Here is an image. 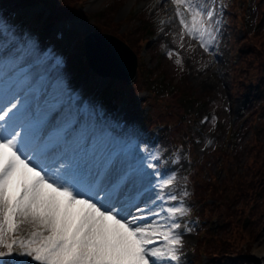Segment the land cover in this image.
Returning a JSON list of instances; mask_svg holds the SVG:
<instances>
[{
  "label": "snow or ice",
  "instance_id": "snow-or-ice-1",
  "mask_svg": "<svg viewBox=\"0 0 264 264\" xmlns=\"http://www.w3.org/2000/svg\"><path fill=\"white\" fill-rule=\"evenodd\" d=\"M176 17L182 29L197 39L205 51L212 36L211 21L214 13H206L193 0H172ZM183 10V11H182ZM183 13H188L186 21ZM208 37V41L205 37ZM179 63V60H177ZM16 104L0 107V122L6 120ZM0 125V128H3ZM20 133L5 137L0 132V264L2 258L28 257L35 264H157V261H178L177 249L181 238L175 230L180 223L161 225L156 221L139 223L146 219L139 206L143 195L160 187L137 188L141 170L124 169L114 180L108 179L110 167L106 164L95 171L81 172L86 177L88 196L77 187V182L67 179L79 165L69 158L62 175L50 178L49 173L26 158ZM149 168L154 167L149 164ZM158 175V174H157ZM172 179L163 182L169 187ZM157 191L151 203L163 200ZM176 200V195H168ZM147 204H145V208ZM167 211L169 219L186 214L183 206H172ZM149 214L159 217L154 209ZM22 226L29 231L25 237L18 235ZM166 229V230H162ZM150 245H161L149 247ZM14 249H19L14 253ZM20 264H28L22 261Z\"/></svg>",
  "mask_w": 264,
  "mask_h": 264
},
{
  "label": "rangeland",
  "instance_id": "rangeland-1",
  "mask_svg": "<svg viewBox=\"0 0 264 264\" xmlns=\"http://www.w3.org/2000/svg\"><path fill=\"white\" fill-rule=\"evenodd\" d=\"M35 2V0H30ZM97 4L93 8H88L85 13L87 14V17L85 18L86 22L83 25V28L80 30H74L69 36L68 41L70 43H73L72 49L68 51L67 53V59L65 62V67L55 76V81L53 86L51 87V90L49 92V95L47 96V99H55V105L51 108L50 113L46 114V116L50 115H56L57 112H59L58 109L63 106L64 103L69 99V91H71L74 88V85L76 84V80L81 79L82 74L85 72L82 64V53L80 50V39L82 36H85L86 33L90 32L91 30H94V23L98 16L102 17L104 20L107 18L113 19L114 21V30L117 31V34H120L124 39L125 42L130 44L131 41L138 38V35H140L141 40H144L145 37V25L149 26L151 22L155 21V17L153 14L148 13L144 10H139L135 14H137L134 17L128 16V11L130 10L132 4L138 2L139 0H97ZM144 1H152L153 4L157 6V10L154 12L156 13L161 6H163L162 3L157 2L158 0H144ZM232 0H193V3H197L199 7H201L202 11L205 13L208 10H212L214 15L211 19V21H208L209 24H211V30H212V36L214 39H211L208 46H213V50L205 51L198 46L194 45V42L187 38L186 36H182L181 33L178 31V27H176L175 24L173 26L169 27V30L166 32V35L164 37V33L162 32V35L160 36L159 40L161 42V45L164 44V42L169 40L171 42L170 51L168 54L161 58L164 63L160 66H156L155 70H159L163 73H166V77L164 80H161L163 78H160V75H156L158 71L153 72V75L151 78H148L147 73L143 71V69H139V72L143 73L144 80L146 81V84H143L144 89H147L149 91H152L156 96L150 100V111L149 115H146L147 117H150V115L153 116H164L168 113L173 112L172 116H175L176 119L178 117L175 112L179 110H183L187 112V115L189 117H194L198 119L199 116L203 111H211L212 114V120L208 124L204 136L200 137V142L198 143V146L192 145V156L195 159V162L198 166H201L203 169V176H219L223 178L221 175L223 174L221 170V167L219 166L220 163L224 162L219 160L218 158H215L214 150L220 149L222 150V145L225 144L227 146L233 147V144L235 142H232L230 139H228L226 136L227 132L231 130V124L229 122L235 118L233 124L234 129L238 127V122L242 119L241 115H243V111L241 112L240 108L244 107V110L246 112H251L254 109H257L260 112V115H257L256 123L263 124L264 122V107L260 106L259 103L261 101L264 102V97L257 99L253 97L251 99V96L253 92H256L255 86H247L245 90H248V93L242 94L239 98H235L234 95V88L232 86V73L233 69H231L233 63L232 59L237 62L236 59H234L233 53L236 50H239L238 43L236 41V36L241 37L244 36L246 30H242V32H238V30H234L231 27L227 25L226 22V13L227 8L231 4ZM4 5L5 12L7 13L9 10L8 8H11L13 5H24L29 3V1L26 0H6ZM172 0H168V3ZM236 10L239 8H242L245 13H247V32L250 30L255 29H261V27L264 26V17L261 19L260 25L256 24L255 21V0H237L236 1ZM229 3V4H228ZM242 3V5H241ZM167 5V4H166ZM241 5V6H240ZM136 5L132 6L133 10L136 9ZM22 9H19L21 11ZM30 10L34 13H39L37 7L34 8L31 7ZM44 14V13H43ZM46 14V13H45ZM11 15V13H10ZM70 15V14H68ZM8 16V15H7ZM6 16V17H7ZM3 18V23L6 22V17L1 16ZM117 21V22H116ZM116 24V25H115ZM3 25V24H2ZM240 27V24L238 25ZM156 28V26H155ZM158 29V26H157ZM234 32H236V36H234ZM207 37V36H206ZM208 37L206 38V41H208ZM39 48V46H35L33 48ZM29 53H31L32 49ZM78 48V51H77ZM134 50V47H133ZM39 51V50H38ZM77 51V52H76ZM41 50L37 52L36 56L29 57L21 68L22 70L25 69L28 65L31 64L32 61L38 60L41 57ZM140 54L136 55V57H139ZM142 56V55H141ZM177 60H179V63H177ZM155 61V58H154ZM24 62V63H25ZM264 62V58L262 63ZM153 64V61L151 62V65ZM237 64V63H236ZM77 67L79 69H77ZM79 70V71H78ZM156 75V76H155ZM211 76L216 77L215 81L217 82L214 86H212V83L210 81ZM257 73L256 70L252 71L251 75L247 78L248 82L250 80L254 81H261L260 78H256ZM188 84V90L187 92H183L184 94L181 97H178L176 102H173L170 97V92H175L176 89L179 88V86H182V84ZM103 84H101L102 86ZM111 85H109L107 90H110ZM124 86V85H123ZM103 87V86H102ZM252 88V89H250ZM60 91H63V95L58 94ZM122 94L121 96L124 97V93H122V90L120 92ZM174 94V93H172ZM247 94H251V96H247ZM31 93L28 94L25 100H27L30 97ZM173 96V95H172ZM160 97V98H159ZM159 98V100H158ZM70 100V99H69ZM162 100V101H160ZM252 102H251V101ZM169 101V102H167ZM26 102V101H25ZM232 106L230 109H228V106ZM254 107V108H253ZM232 109V110H231ZM108 111H110L109 108H107ZM146 108L142 109V113L138 115L139 118L144 119V111ZM68 114V113H67ZM59 117L55 116V119ZM169 117L162 119L166 120ZM73 119V118H72ZM69 119V123L73 120ZM192 119V120H194ZM161 120V121H162ZM194 120V121H195ZM193 121V122H194ZM187 121L186 123H188ZM185 123V122H184ZM68 125V124H67ZM191 125V123L189 124ZM244 123L243 127L241 128L240 135L238 136V147L231 152L232 155H230L233 159L230 162H227L223 169L226 170V173L228 172V175H231L235 173V171H243L245 170V164L247 161V142L250 140V137L252 136V131L249 129L248 131H244V128L247 129V126ZM189 127V126H188ZM195 127V126H194ZM194 127H189V130L192 134H197V131H193ZM253 129V128H252ZM229 131V132H230ZM228 132V133H229ZM195 137V135H194ZM196 138V137H195ZM225 140V141H224ZM164 147L162 148L163 153L167 151L166 147L168 144L167 139L162 140ZM189 151V150H188ZM230 151V150H229ZM188 153V152H187ZM187 157V154L185 155ZM150 157H148V160ZM192 160V159H191ZM192 163L186 164L185 161H182L177 166V169L171 172L169 177L165 180L172 179L179 181L181 178H184L185 175L191 174L192 171ZM219 163V164H218ZM202 164V165H201ZM190 177V176H189ZM205 180V178L200 179ZM163 187V182L160 184ZM155 193L152 192L151 199L155 198ZM184 194H187L184 193ZM189 194L183 195L188 197V199L184 201L183 206L186 209V214L183 216H187L190 212L193 210H196V206L201 210V206H205L206 209L207 205L209 204L214 205L216 202H211L210 200L207 203L200 204L199 202H195L194 200H191ZM162 202L159 203V207L155 209V211L160 212V216L155 219L154 221L158 222L161 225H168L173 222H176V219L172 220L169 219L167 211H161L160 205H163L165 209H167L169 206L166 203ZM173 202V200H171ZM202 206V207H203ZM147 207L144 209L143 212H140L137 215H144L145 213H149L147 210ZM204 213V212H203ZM205 214V213H204ZM250 218L248 226L252 223L251 215H248V212L245 214L246 218ZM153 222V221H152ZM151 223V222H150ZM244 223V222H243ZM247 223H244V225L241 228H248L245 227ZM227 226V225H226ZM205 226L203 227L204 230ZM227 228V227H226ZM225 228V229H226ZM166 230V229H162ZM260 230V231H259ZM259 232V234H258ZM254 235L255 238H251V244H253L251 250L246 255H243L247 259H249V263L245 264H256L255 262V249L263 243V235H264V215L262 217V221H259V229L255 232ZM177 235V233L175 232ZM196 234L190 235L188 238H183V236L178 235L181 238L182 244L177 249V253H183L184 249L188 248L193 243L196 238H199L198 236H195ZM248 241V240H247ZM244 243V240L239 242V244ZM238 244V247L240 246ZM161 246V245H159ZM157 246V247H159ZM244 246V245H242ZM232 255H237L236 253H233ZM9 257H4L3 259H7ZM193 258V255H192ZM194 259V258H193ZM10 261V260H9ZM227 263L229 260L226 261ZM157 264H173L170 261L163 260V261H157Z\"/></svg>",
  "mask_w": 264,
  "mask_h": 264
},
{
  "label": "trees",
  "instance_id": "trees-1",
  "mask_svg": "<svg viewBox=\"0 0 264 264\" xmlns=\"http://www.w3.org/2000/svg\"><path fill=\"white\" fill-rule=\"evenodd\" d=\"M75 1L68 0L66 6L64 5L67 13L73 11L72 4ZM255 2L256 22L260 24L259 22L264 17V0H255ZM234 6L229 5V12L227 13V25L231 28H235L239 21L244 23L246 17L242 10L236 12ZM98 21L100 29L109 30L112 33L116 31L112 28L114 25L113 19L107 18L106 21ZM240 40L244 48L248 49V47H251L248 53L240 56L239 63L233 66L234 75L231 80L235 93L241 94L249 84L264 92V62L263 64L261 63L264 58V26L261 29H255ZM255 70L257 73L256 78H260L261 81L250 80V82L246 83L248 81L247 78ZM135 86L130 87V89L127 87L126 89L128 92H132L138 89L139 84ZM187 89L188 84L187 86L186 84L185 86H179L173 92V97L180 96ZM257 94L258 97H264V94L259 91H257ZM256 113H252L251 123L254 122ZM247 145L245 170L235 171V173L224 176L220 180L215 176H210L201 181L199 173L196 174L197 182L193 191L196 200L202 204L207 203L208 200L216 202L214 205H207L208 209L203 206L201 213L204 212L208 216L215 214L220 221L227 223V228L218 229L207 245V253L215 257L227 258L236 253V256L245 258L243 255L247 256V253L251 250L253 244H251L250 240L254 238L255 232L259 229V221H262L264 215V128L258 135L251 137ZM222 157L225 160H231L232 158L230 154H223ZM248 209L249 213H251L252 223L248 228L243 229L241 228V221L244 219ZM237 217L239 218L237 219ZM242 240H244V243L239 244ZM238 244L240 245L239 247ZM198 246L199 248L202 247V241L199 242ZM245 260L242 264L249 261L247 260L246 262Z\"/></svg>",
  "mask_w": 264,
  "mask_h": 264
},
{
  "label": "bare ground",
  "instance_id": "bare-ground-1",
  "mask_svg": "<svg viewBox=\"0 0 264 264\" xmlns=\"http://www.w3.org/2000/svg\"><path fill=\"white\" fill-rule=\"evenodd\" d=\"M98 1H96L93 5H91L90 8H93L95 7V5L97 4ZM83 28V27H82ZM39 48H33L31 53H28L27 57L24 59L27 60L29 57L31 56H36L37 52H38ZM23 63V60H21L20 62H12L10 64V66L8 67L7 69V73H6V76L5 78L7 79L6 80V84L8 81L11 80V78H13L14 76H16L20 70V66L22 65ZM216 77H213L211 76V83H212V86H214L217 82L215 81ZM55 81V79H54ZM54 81L51 83L50 85V89H49V92L51 90V87L53 86L54 84ZM37 82V77H34V79H32V81L27 84L24 88H22V91L20 92V95L18 96V98L16 99L17 101L14 103L16 104V108H14L15 111H20L22 109V107H24L26 104L25 100L26 97L28 96L29 93H32L33 92V86L35 85V83ZM4 84V85H6ZM137 87V86H135ZM49 92L47 93L46 95V98H44V103L38 108V111L37 113H35L34 117L29 121L28 124H26V127L23 128V130L19 131L20 135L19 137H17V140L18 142L24 140V137L26 135H28L29 133L33 132L32 130H34V127L44 123V120H45V115L50 113L51 111V108L53 107V105H55V99L52 98V99H47V96L49 95ZM63 91H60V93L58 94H61L63 95ZM232 106H228V109H230ZM232 110V109H231ZM68 114H65V115H62L61 118H60V126L63 125V122L67 121L69 119V111L67 112ZM69 121V120H68ZM9 124V123H8ZM7 124V125H8ZM0 125H3L4 127L3 128H0V130H4L6 128V124H3V123H0ZM5 132V130H4ZM48 148V147H47ZM124 161H126V159L124 158V160H122V162L124 163ZM86 166H89V163H88V160L85 162ZM61 164H58L57 168L60 166ZM122 166H119L117 168V171L120 170ZM56 167L52 166L50 167L49 169H47V172L49 173V176L50 178H55L56 175H57V172H58V169ZM82 171H86L85 169H81ZM64 171H62V174H63ZM115 173H113V175L110 176L109 180H114V177H115ZM140 182H147L144 178L142 179H138V183L137 185L141 184ZM93 195V193H92ZM263 243H261L256 249H255V252H254V255H255V258H260L262 257V260H263V264H264V235H263Z\"/></svg>",
  "mask_w": 264,
  "mask_h": 264
},
{
  "label": "water",
  "instance_id": "water-1",
  "mask_svg": "<svg viewBox=\"0 0 264 264\" xmlns=\"http://www.w3.org/2000/svg\"><path fill=\"white\" fill-rule=\"evenodd\" d=\"M112 40L114 41V45L112 46V47H114V49H112L111 47L108 48V50L106 52H108V53L110 52V53L109 54L107 53L106 58H108L109 61L110 60L112 61V62L110 61V63H111V67L113 68V72L115 74H118L119 76L121 75L124 79H127V82L130 81L129 83H131V81L134 80L136 77L135 55L131 51H129L128 48L121 41H118L115 38H112ZM114 54L118 57V59H114V56H113ZM130 78H132V80H130ZM128 79H129V81H128ZM255 262L257 264H262V257L257 258L255 260Z\"/></svg>",
  "mask_w": 264,
  "mask_h": 264
}]
</instances>
